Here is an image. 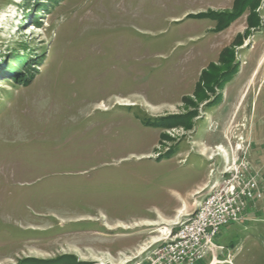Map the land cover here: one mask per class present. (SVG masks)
Instances as JSON below:
<instances>
[{
    "label": "rangeland",
    "instance_id": "1",
    "mask_svg": "<svg viewBox=\"0 0 264 264\" xmlns=\"http://www.w3.org/2000/svg\"><path fill=\"white\" fill-rule=\"evenodd\" d=\"M232 161L197 264H264V0H0V264H137Z\"/></svg>",
    "mask_w": 264,
    "mask_h": 264
},
{
    "label": "built area",
    "instance_id": "2",
    "mask_svg": "<svg viewBox=\"0 0 264 264\" xmlns=\"http://www.w3.org/2000/svg\"><path fill=\"white\" fill-rule=\"evenodd\" d=\"M259 199L262 195L251 167L247 162L232 161L195 210L175 223L174 230H169L137 264H197L209 253L215 261L220 249L218 235L240 222L248 204Z\"/></svg>",
    "mask_w": 264,
    "mask_h": 264
},
{
    "label": "crops",
    "instance_id": "3",
    "mask_svg": "<svg viewBox=\"0 0 264 264\" xmlns=\"http://www.w3.org/2000/svg\"><path fill=\"white\" fill-rule=\"evenodd\" d=\"M203 199V198H202ZM201 199V200H202ZM198 202H200V201H195V204L193 205V209H195L196 208V204L198 203ZM186 215L188 214V213H185ZM220 242V238H218V240H217V244ZM219 245V244H218ZM212 264V263H211Z\"/></svg>",
    "mask_w": 264,
    "mask_h": 264
},
{
    "label": "bare ground",
    "instance_id": "4",
    "mask_svg": "<svg viewBox=\"0 0 264 264\" xmlns=\"http://www.w3.org/2000/svg\"><path fill=\"white\" fill-rule=\"evenodd\" d=\"M239 149H240V147H239ZM217 150L220 151V152H223V149H222L221 146H220V147L218 146V147H217ZM158 241H159V240H158ZM160 241H161V240H160Z\"/></svg>",
    "mask_w": 264,
    "mask_h": 264
}]
</instances>
